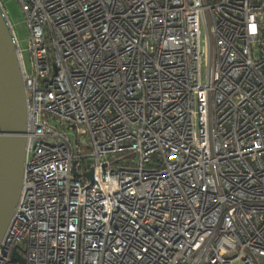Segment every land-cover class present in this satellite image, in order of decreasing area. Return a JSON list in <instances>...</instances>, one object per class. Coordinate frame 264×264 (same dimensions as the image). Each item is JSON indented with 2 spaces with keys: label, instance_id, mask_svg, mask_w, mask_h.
Segmentation results:
<instances>
[{
  "label": "built area",
  "instance_id": "2783aa9c",
  "mask_svg": "<svg viewBox=\"0 0 264 264\" xmlns=\"http://www.w3.org/2000/svg\"><path fill=\"white\" fill-rule=\"evenodd\" d=\"M19 2L0 264H264V0Z\"/></svg>",
  "mask_w": 264,
  "mask_h": 264
},
{
  "label": "water",
  "instance_id": "95a60500",
  "mask_svg": "<svg viewBox=\"0 0 264 264\" xmlns=\"http://www.w3.org/2000/svg\"><path fill=\"white\" fill-rule=\"evenodd\" d=\"M10 32L0 1V244L20 197L27 155L25 83Z\"/></svg>",
  "mask_w": 264,
  "mask_h": 264
},
{
  "label": "rangeland",
  "instance_id": "374dc122",
  "mask_svg": "<svg viewBox=\"0 0 264 264\" xmlns=\"http://www.w3.org/2000/svg\"><path fill=\"white\" fill-rule=\"evenodd\" d=\"M6 8L8 18L15 25L17 30V35L20 39V46L25 56L29 55V39H30V31L28 29L26 16L22 5L18 0H1ZM3 5V4H2ZM240 264V263H236Z\"/></svg>",
  "mask_w": 264,
  "mask_h": 264
},
{
  "label": "trees",
  "instance_id": "16d2710c",
  "mask_svg": "<svg viewBox=\"0 0 264 264\" xmlns=\"http://www.w3.org/2000/svg\"><path fill=\"white\" fill-rule=\"evenodd\" d=\"M1 1V0H0ZM19 1V0H18ZM2 2V1H1ZM2 4H3V6L5 7V5H4V3L2 2ZM5 11H6V8H5ZM6 13H7V11H6ZM12 23V22H11ZM28 25V24H27ZM12 26L14 27V29H15V31L17 32V30H16V28H15V25L12 23ZM158 160V159H157ZM154 164H156V165H158V164H161V163H159V161H158V163L157 162H154V161H150L148 164H147V166H149V167H151L152 165H154Z\"/></svg>",
  "mask_w": 264,
  "mask_h": 264
},
{
  "label": "flooded vegetation",
  "instance_id": "af4514ba",
  "mask_svg": "<svg viewBox=\"0 0 264 264\" xmlns=\"http://www.w3.org/2000/svg\"><path fill=\"white\" fill-rule=\"evenodd\" d=\"M206 65V63H204V66ZM25 133H26V131H25ZM25 133H24V136H25ZM26 137V136H25ZM26 142H27V140H26Z\"/></svg>",
  "mask_w": 264,
  "mask_h": 264
}]
</instances>
